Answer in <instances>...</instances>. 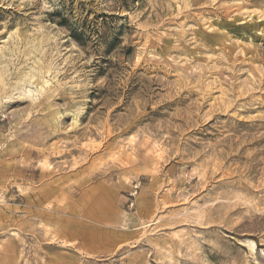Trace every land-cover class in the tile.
<instances>
[{"label": "rangeland", "instance_id": "1", "mask_svg": "<svg viewBox=\"0 0 264 264\" xmlns=\"http://www.w3.org/2000/svg\"><path fill=\"white\" fill-rule=\"evenodd\" d=\"M0 264H264V0H0Z\"/></svg>", "mask_w": 264, "mask_h": 264}, {"label": "bare ground", "instance_id": "2", "mask_svg": "<svg viewBox=\"0 0 264 264\" xmlns=\"http://www.w3.org/2000/svg\"><path fill=\"white\" fill-rule=\"evenodd\" d=\"M248 242L251 244V246H252V247H254V245H255V244H254V242H253V241H251V240H248Z\"/></svg>", "mask_w": 264, "mask_h": 264}]
</instances>
